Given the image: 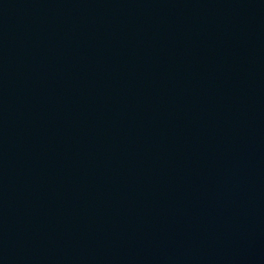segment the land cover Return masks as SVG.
Instances as JSON below:
<instances>
[{
    "label": "water",
    "instance_id": "obj_1",
    "mask_svg": "<svg viewBox=\"0 0 264 264\" xmlns=\"http://www.w3.org/2000/svg\"><path fill=\"white\" fill-rule=\"evenodd\" d=\"M0 264H264V0H0Z\"/></svg>",
    "mask_w": 264,
    "mask_h": 264
}]
</instances>
